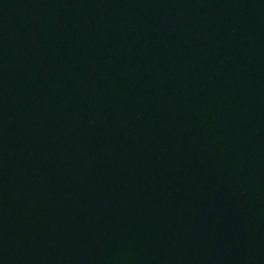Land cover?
I'll return each instance as SVG.
<instances>
[{"label": "water", "instance_id": "95a60500", "mask_svg": "<svg viewBox=\"0 0 264 264\" xmlns=\"http://www.w3.org/2000/svg\"><path fill=\"white\" fill-rule=\"evenodd\" d=\"M0 264H264V0H0Z\"/></svg>", "mask_w": 264, "mask_h": 264}]
</instances>
